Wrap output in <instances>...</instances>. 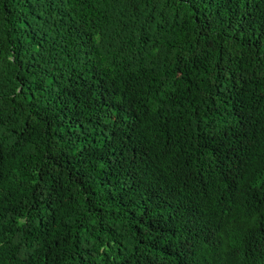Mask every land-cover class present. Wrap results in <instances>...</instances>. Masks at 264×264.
Instances as JSON below:
<instances>
[{
	"label": "trees",
	"instance_id": "obj_1",
	"mask_svg": "<svg viewBox=\"0 0 264 264\" xmlns=\"http://www.w3.org/2000/svg\"><path fill=\"white\" fill-rule=\"evenodd\" d=\"M0 264H264V0H0Z\"/></svg>",
	"mask_w": 264,
	"mask_h": 264
}]
</instances>
